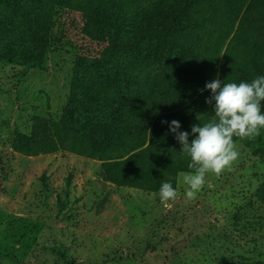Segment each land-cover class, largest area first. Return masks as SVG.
I'll list each match as a JSON object with an SVG mask.
<instances>
[{
    "label": "rangeland",
    "instance_id": "1",
    "mask_svg": "<svg viewBox=\"0 0 264 264\" xmlns=\"http://www.w3.org/2000/svg\"><path fill=\"white\" fill-rule=\"evenodd\" d=\"M116 26L89 10L55 8L45 72L11 62L0 43V264H66L52 250L76 264L264 262V131L236 141L232 170L210 175L195 200L184 198L179 175L171 208L158 194L102 183L101 161L14 151L35 117L59 120L76 57L98 54Z\"/></svg>",
    "mask_w": 264,
    "mask_h": 264
},
{
    "label": "trees",
    "instance_id": "2",
    "mask_svg": "<svg viewBox=\"0 0 264 264\" xmlns=\"http://www.w3.org/2000/svg\"><path fill=\"white\" fill-rule=\"evenodd\" d=\"M57 7L89 10L117 32L98 54L76 57L59 120L35 117L12 147L25 156L101 161L102 183L155 194L166 181L176 188L190 158L179 152L171 121L191 141V126L214 114L206 83L264 76V0H0V43L11 62L47 70ZM257 198L264 206V182Z\"/></svg>",
    "mask_w": 264,
    "mask_h": 264
},
{
    "label": "clouds",
    "instance_id": "3",
    "mask_svg": "<svg viewBox=\"0 0 264 264\" xmlns=\"http://www.w3.org/2000/svg\"><path fill=\"white\" fill-rule=\"evenodd\" d=\"M205 88L211 92L205 102L211 105L214 101V114L207 122L191 126V141L187 131H180L178 121L169 125V132L181 145L179 152L190 158V171L180 173L186 185L184 198L189 202L197 198L210 175L218 178L232 170L240 157L237 140H254L264 131V76L239 83L214 79ZM158 195L160 203L171 208L181 193L166 181Z\"/></svg>",
    "mask_w": 264,
    "mask_h": 264
}]
</instances>
